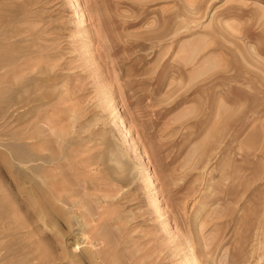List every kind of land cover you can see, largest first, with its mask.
<instances>
[{
    "label": "rangeland",
    "instance_id": "obj_1",
    "mask_svg": "<svg viewBox=\"0 0 264 264\" xmlns=\"http://www.w3.org/2000/svg\"><path fill=\"white\" fill-rule=\"evenodd\" d=\"M66 250L264 264V0H0V264Z\"/></svg>",
    "mask_w": 264,
    "mask_h": 264
},
{
    "label": "bare ground",
    "instance_id": "obj_2",
    "mask_svg": "<svg viewBox=\"0 0 264 264\" xmlns=\"http://www.w3.org/2000/svg\"><path fill=\"white\" fill-rule=\"evenodd\" d=\"M74 4H75V0H73ZM77 5H75V8L77 9ZM78 12V11H77ZM39 64V63H38ZM42 64V63H41ZM35 64H20V65H17L16 66V70H15V73H14V76L18 77V78H24V76H33V73L38 70L37 68L34 67ZM40 65V64H39ZM48 66V65H47ZM44 68V67H43ZM42 68V69H43ZM46 68V67H45ZM48 69V67H47ZM68 91V90H67ZM80 132H77V131H73V135H76ZM69 134V132H68ZM71 134V133H70ZM65 137V134H59L57 135V140L58 141H62ZM116 152V151H115ZM144 153H142V157L143 159L144 158ZM107 161L113 165L115 168L117 169H121V157H116L115 154H108V158H107ZM137 169L135 168L134 172H136ZM39 208V206H38ZM39 211V210H38ZM54 224V223H53ZM82 258H84L86 260V263L88 264H94L92 262V260L88 257V254H82ZM64 259L66 261L67 264H73V261H74V258H73V252L70 251V250H66L65 253H64Z\"/></svg>",
    "mask_w": 264,
    "mask_h": 264
}]
</instances>
